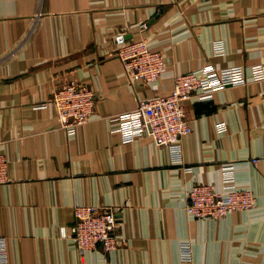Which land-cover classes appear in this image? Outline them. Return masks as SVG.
Instances as JSON below:
<instances>
[{
    "label": "crops",
    "instance_id": "1",
    "mask_svg": "<svg viewBox=\"0 0 264 264\" xmlns=\"http://www.w3.org/2000/svg\"><path fill=\"white\" fill-rule=\"evenodd\" d=\"M119 33L163 53L157 83L127 78L111 55ZM208 65L243 67L249 82L184 103L193 130L180 156L114 132L118 115ZM254 65H264V0H0L6 264H264V81L251 80ZM71 81L90 86L96 105L69 136L50 99ZM229 177L255 194L252 209L217 220L187 213L194 185L224 190ZM77 205L116 209L114 251L82 254L63 236Z\"/></svg>",
    "mask_w": 264,
    "mask_h": 264
},
{
    "label": "built area",
    "instance_id": "2",
    "mask_svg": "<svg viewBox=\"0 0 264 264\" xmlns=\"http://www.w3.org/2000/svg\"><path fill=\"white\" fill-rule=\"evenodd\" d=\"M113 40L116 50L111 55L122 61L131 82L155 84L160 80L167 67L163 53L152 50L146 40L130 41L123 33L114 35ZM249 75L253 82L264 81V65H254ZM248 82L243 67L217 70L208 65L197 71L176 75L170 94L143 99L136 109L118 115L115 120L119 126L114 132L121 134L125 142L149 137L156 145L170 149L178 157L182 140L193 130L186 117L184 103L194 97L208 100L219 91ZM50 103L56 109L60 128L72 136L80 125L90 121L96 105V93L90 86L71 81L54 93ZM217 128L220 132L226 131L225 123L217 124ZM8 167V157L0 152V185L9 181ZM225 182L224 190L211 184L194 185L185 196L187 213L198 219L217 220L235 211L250 210L256 205L257 200L251 190L237 188L231 177ZM74 216L70 234L65 228L62 234L64 237L69 235L80 253L100 247L110 252L119 246L120 237L116 234L119 223L114 207L77 205ZM183 257L191 258L189 246L184 250ZM0 264H6L2 238Z\"/></svg>",
    "mask_w": 264,
    "mask_h": 264
}]
</instances>
